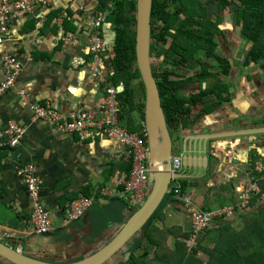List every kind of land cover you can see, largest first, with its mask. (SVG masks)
I'll return each instance as SVG.
<instances>
[{"label":"crops","instance_id":"obj_1","mask_svg":"<svg viewBox=\"0 0 264 264\" xmlns=\"http://www.w3.org/2000/svg\"><path fill=\"white\" fill-rule=\"evenodd\" d=\"M111 5L109 2L108 6ZM99 9V0H75L72 3L60 0L55 6L41 9L32 18L14 20L9 35L4 38V43H0V61L7 54L15 56L24 65L16 87L0 100V130H6L14 120L28 128L21 145L15 150L0 146V240L14 244L15 249L32 257L52 262L80 260L93 249L85 246V231L92 230L91 238L107 232L105 241H109L116 235L124 218L138 209L122 200L110 204V200L101 199L100 204H94L88 214L70 228L77 230L79 236L84 235L82 242H78V237L70 246L60 245L72 238L66 236L69 229L66 232L61 229L70 202L85 193L113 189L116 172L130 168L129 155L125 146L103 135L81 140L76 133L60 131L46 120H35L34 112L23 104L20 94L25 91L35 103L51 101L64 113L74 112L79 107L99 111L106 97L105 82L109 83L107 77L113 72L111 48L114 41L111 26L103 21L100 28L103 49L95 56L87 51L91 29L84 23L97 14H104L106 19L108 11ZM217 15L215 10L213 16ZM224 15L217 50L220 56L225 51L231 54L229 75H221L229 85L228 101L211 112H203L201 104L193 106L190 115L184 118L183 126L179 124L172 135L176 153L185 152L184 142L189 136L221 135L241 130L246 135L213 140L210 153L216 160L219 158L218 163L199 178H186L187 191L194 198L195 209L199 210L240 201L250 159L264 156V61L248 60L251 43L242 36L235 15L229 11ZM197 78L189 77L184 95L198 92L201 85ZM118 88L122 90L120 85ZM133 116L136 119L138 113L133 112ZM256 130L261 132L250 134ZM27 164L39 167L42 196L57 227L52 234L56 244L47 236L35 234L33 226L28 223L34 206L17 174L18 168ZM173 198L171 196L164 203V219L157 223L165 228L177 226L190 232L191 217ZM259 202L251 211H257ZM254 217L249 215L247 220L243 217L217 219L211 228L214 244L218 242L221 225L231 222L237 230L249 233L247 225L254 222ZM238 244L251 249L245 237Z\"/></svg>","mask_w":264,"mask_h":264},{"label":"trees","instance_id":"obj_2","mask_svg":"<svg viewBox=\"0 0 264 264\" xmlns=\"http://www.w3.org/2000/svg\"><path fill=\"white\" fill-rule=\"evenodd\" d=\"M167 1L153 0L152 32L154 14L158 15L163 22L160 32L153 34V37L156 36L158 40L160 39L161 46L165 47L168 42L167 35L171 34V31L175 28L178 30L176 35L173 34L171 48L164 51V56L167 58L165 65L157 68L152 64V71L159 88L167 124L171 134H173V129L177 128L179 124L183 126L184 121H186L184 118H187L192 112V107L198 105L201 101L205 104L203 112H211L228 101L229 85L221 79V75H229L232 61L224 60L217 50L218 37L222 35L219 27L223 22L226 11L235 15L237 25L241 27L242 36L251 43V48L247 53L248 60L256 63L264 61V0H176L177 13L175 15H170L167 12ZM109 2L112 3L111 6H108ZM99 3L100 11H108L104 21L111 26L114 33L111 48L113 72L107 77V81L113 86L118 87L120 85L122 87V90L116 96L121 110L119 114L120 125L130 131H140L144 126L145 87L140 70L137 68V59H135L137 0H132L133 8L126 6V0H99ZM215 10L218 14L216 17L213 16ZM175 23L178 24V27ZM200 54L204 55L206 59L201 64V74L197 76L201 87L198 92L186 96L182 92V88L188 84L189 79L178 80L177 78L171 80L170 78L174 74L169 71L170 68H166L167 65L171 64L168 59L173 58L174 64H171V67L196 69L199 66L196 63V58ZM153 55L151 45V58H153ZM179 58H181L180 61ZM213 63H216L217 67H214ZM262 68L264 71V63ZM206 82L209 83L208 86L205 85ZM133 112L138 113L136 119ZM129 161L130 168L125 170L128 172L132 166L130 157ZM181 171L182 167L179 172ZM173 178L175 179L173 180ZM173 178L171 192L164 197L158 209L142 228L141 238L136 240L130 248L131 256L129 260L121 264H264V204L262 205L264 201H260L264 193L263 179L259 183L261 191L254 193L251 199L250 210L234 217H243L247 220L249 215L256 216L254 222L247 225L249 226V233H243L232 226L231 222H227L218 229V242L209 247L208 238L212 234L213 223L198 234L196 238L197 246H194L191 250L189 241L192 239L193 234L192 224L191 231L184 232L183 228L177 226L165 228L164 225L157 223L164 219L163 205L168 200L167 196H174L172 190L175 185L179 184L181 191L188 192L186 178ZM82 197H92L94 199L93 205L100 204L101 199L110 200V204L116 200L125 202L117 197H103L100 195V190L98 193H85L80 198ZM80 198L71 201L70 204ZM173 199L188 211L192 221L191 210L185 207L177 198L174 197ZM258 202L259 205L256 208L257 211H255L258 213H255L251 210L255 208ZM225 206L228 205L214 209ZM191 207L195 208L194 198ZM214 209L197 210L210 211ZM244 237L251 244V247H249L251 249H245L244 246L237 245ZM169 238L174 239L171 244H168ZM201 253L206 255V260L200 256Z\"/></svg>","mask_w":264,"mask_h":264},{"label":"built area","instance_id":"obj_3","mask_svg":"<svg viewBox=\"0 0 264 264\" xmlns=\"http://www.w3.org/2000/svg\"><path fill=\"white\" fill-rule=\"evenodd\" d=\"M71 3L75 0H70ZM60 0H0V30L4 38L9 35L11 23L14 20H27L37 15L43 8L57 5ZM104 14H97L84 23L91 29L90 43L87 51L97 55L103 49L100 37L101 24ZM24 65L15 56L5 55L0 61V100L13 88L16 87ZM106 97L101 103L99 111L88 110L79 107L70 113L61 112L51 101L45 103L32 102L30 96L21 91V99L25 106H29L34 112L35 120H46L58 127L60 131L78 134L80 139L87 140L95 135H103L110 138L127 149L131 158L130 171H117L112 180L113 189L102 190L101 196L117 197L123 199L131 207H138L144 203L148 195L149 181V147L146 141L145 124L140 131H130L120 125L119 114L121 112L116 98L120 89L110 83H106ZM28 128L18 121H11L6 130H0V146L16 149L21 145ZM183 153H175L172 158V173L180 171L182 167ZM17 174L26 186L33 202V213L28 222L34 228V233L39 235H52L57 227L54 225L50 212L42 196L43 181L39 176V167L36 164L22 165ZM175 178H173L174 180ZM264 180V156L251 158L250 166L246 171V184L244 187V199L223 208L210 211H199L192 208L193 196L191 193L181 191L180 185L176 184L173 191L175 198L180 200L185 207L192 212V239L189 241L190 249L196 245V238L200 232L210 227L217 219L234 218L238 214L250 210V202L254 193L261 191L260 180ZM264 196V193L262 194ZM242 196V197H243ZM243 201V202H242ZM92 197H82L70 204L64 218L61 229H69L77 220L83 217L92 207Z\"/></svg>","mask_w":264,"mask_h":264},{"label":"water","instance_id":"obj_4","mask_svg":"<svg viewBox=\"0 0 264 264\" xmlns=\"http://www.w3.org/2000/svg\"><path fill=\"white\" fill-rule=\"evenodd\" d=\"M153 0H137L136 9V64L140 70L145 87L144 124L146 129V141L149 147V181L148 195L139 208L128 214L123 222L118 225L119 230L109 241H105L107 232L91 238V229L79 236L78 231L70 229L66 236L72 237L70 241L61 242L62 246H70L79 238L85 246L93 249L88 255L81 256L78 261L52 262L46 259L35 258L15 249L14 244H7L0 240V264H121L128 261L130 248L142 235V228L153 216L160 203L171 192L173 177L195 179L206 174L209 169L218 163L219 158L212 155L213 140L218 138L231 139L246 133L236 131L210 136L187 137L182 156V171L172 173V158L175 153L174 137L167 124L165 112L162 107L161 97L157 81L153 75L150 56L151 48V16ZM256 130L250 134L259 133ZM203 160V161H202ZM87 223V222H86ZM112 230V229H111ZM110 231V230H107ZM51 238L56 244L53 235H43ZM24 241V240H23ZM102 243V244H101Z\"/></svg>","mask_w":264,"mask_h":264},{"label":"flooded vegetation","instance_id":"obj_5","mask_svg":"<svg viewBox=\"0 0 264 264\" xmlns=\"http://www.w3.org/2000/svg\"><path fill=\"white\" fill-rule=\"evenodd\" d=\"M167 3H168L167 12L170 15H175L177 13V3H176V0H168ZM183 19H184V17H183ZM162 23L163 22L160 19V17L158 15L154 14V19H153V32L154 33L151 30V45H152V49H153L154 55H153V58H151V62L157 68H160L161 65H165V61L167 60V58H166V56H164V51H165V49L168 50V49L171 48L173 34L176 35L177 34V30H178L176 28L174 30H172L171 31V34L167 35L168 42H167L166 46L165 47L164 46H161L162 45V42L160 41V39L158 40L156 38V36L153 37V34H157V33L160 32ZM175 24L178 27V24L177 23H175ZM151 29H152V25H151ZM221 57L224 60L228 61L229 59H231L230 58L231 57V54H230V52L225 51V52H222ZM180 60H181V58H179V61ZM182 60H183V58H182ZM196 60H197L196 63L199 65V66L196 67V69H189L188 67H183V69H178L176 67H171V64H174L173 63V58L168 59V62L171 63V64L167 65L166 68H168V69L170 68L169 71H171L174 74V76H171L170 79L171 80H175V79L178 78V80H180V79L187 80V79H189V77H192V76L196 77V76L200 75L201 74V71H202V69L200 70L201 64L206 59H205V56L204 55L200 54V55H198V57L196 58ZM186 62L189 63L188 60H186ZM152 64H151V66H152ZM214 65H215L214 67H217L216 66L217 64H214ZM196 89H197V87H196ZM182 92L184 93V88H182ZM199 104L203 105V108L205 107V104H204L203 101H201V103H199Z\"/></svg>","mask_w":264,"mask_h":264},{"label":"rangeland","instance_id":"obj_6","mask_svg":"<svg viewBox=\"0 0 264 264\" xmlns=\"http://www.w3.org/2000/svg\"><path fill=\"white\" fill-rule=\"evenodd\" d=\"M126 6L127 7H132L133 8V4H132V2L130 1V0H127V2H126ZM134 8H135V6H134ZM193 114H196V112H194ZM242 131V130H241ZM240 131V132H241ZM230 132H233V131H230ZM214 134H219V133H214ZM231 139H233V138H231ZM175 141V140H174ZM174 147H176V143H174ZM176 152V151H175ZM180 153V152H179ZM244 184H246V181L244 182ZM247 185V184H246ZM171 187H173V183H171V185H170ZM261 188V187H260ZM190 189H192V188H190ZM168 197V199L170 198V195L169 196H167ZM244 199V196L242 197V199L241 200H243ZM260 201H264V196L263 197H261V199H260ZM98 202V201H97ZM243 202V201H242ZM96 204H98V203H96ZM95 208H96V206H94L93 207V209L95 210ZM49 210V209H48ZM49 212H50V216H52L51 215V211L49 210ZM182 213H184V211L182 212ZM123 214V213H122ZM51 219H52V217H51ZM219 220V219H218ZM217 220V221H218ZM172 222H173V220H171ZM216 222V221H215ZM214 222V223H215ZM208 241L211 243L210 244V246L209 247H211V246H213V244H214V242H215V240H214V234H211V236L208 238ZM172 243V239H170V242L168 241V244H171ZM200 256L204 259V260H206L207 259V257H206V255L205 254H203V253H201L200 254Z\"/></svg>","mask_w":264,"mask_h":264}]
</instances>
